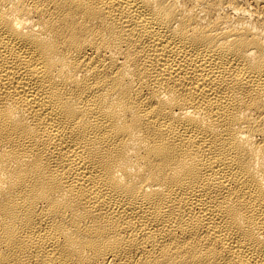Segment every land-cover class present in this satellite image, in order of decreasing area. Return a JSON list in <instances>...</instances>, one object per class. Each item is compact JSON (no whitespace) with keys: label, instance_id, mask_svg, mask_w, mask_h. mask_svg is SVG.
I'll return each mask as SVG.
<instances>
[{"label":"bare ground","instance_id":"bare-ground-1","mask_svg":"<svg viewBox=\"0 0 264 264\" xmlns=\"http://www.w3.org/2000/svg\"><path fill=\"white\" fill-rule=\"evenodd\" d=\"M0 264H264V0H0Z\"/></svg>","mask_w":264,"mask_h":264}]
</instances>
